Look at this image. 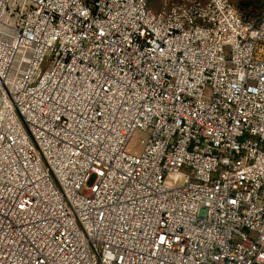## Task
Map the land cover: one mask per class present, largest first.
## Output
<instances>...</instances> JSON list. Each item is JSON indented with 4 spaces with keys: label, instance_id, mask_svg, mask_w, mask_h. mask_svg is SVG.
<instances>
[{
    "label": "built area",
    "instance_id": "1",
    "mask_svg": "<svg viewBox=\"0 0 264 264\" xmlns=\"http://www.w3.org/2000/svg\"><path fill=\"white\" fill-rule=\"evenodd\" d=\"M0 264H264V14L0 0Z\"/></svg>",
    "mask_w": 264,
    "mask_h": 264
},
{
    "label": "rangeland",
    "instance_id": "2",
    "mask_svg": "<svg viewBox=\"0 0 264 264\" xmlns=\"http://www.w3.org/2000/svg\"><path fill=\"white\" fill-rule=\"evenodd\" d=\"M161 1L162 0H146L149 8L153 12L159 10ZM231 2L245 20L257 21L262 14H264V0H231ZM141 138V134L137 132L129 141L127 146L128 150L131 152H138Z\"/></svg>",
    "mask_w": 264,
    "mask_h": 264
}]
</instances>
